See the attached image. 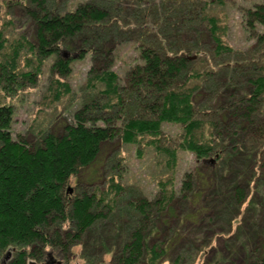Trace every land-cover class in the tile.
<instances>
[{"label":"trees","instance_id":"trees-1","mask_svg":"<svg viewBox=\"0 0 264 264\" xmlns=\"http://www.w3.org/2000/svg\"><path fill=\"white\" fill-rule=\"evenodd\" d=\"M141 1L87 0L65 13L48 0L4 4L21 8L33 31L11 38L7 28L0 30V264L6 253L12 258L6 264H70L77 248L85 264H96L98 254L110 255L111 264H192L213 239L197 245L196 238L187 241L183 227L200 222L209 207L214 220L222 218L226 205L239 218L234 224L228 216L221 230L226 246L236 249L230 258L243 254L264 264V32L256 33L264 25V5L246 11L255 42L237 50L226 41L228 25L210 13L223 0H192L188 16L181 0L159 7ZM2 7L0 1V13ZM178 8L180 16L173 14ZM149 14L153 18L144 20ZM132 40L141 62L121 82L112 63L118 45ZM87 55L93 63L86 93L100 91V98L76 111L61 133L44 130L35 144L14 138L11 101L35 85L46 61L56 58L52 71L59 77L43 98L59 101L71 93L61 79ZM114 109L113 117L94 113ZM164 123L181 127L166 144L160 138ZM117 142L139 147L137 156L143 144L154 146L171 170L177 151L188 150L203 163L214 158L221 174L206 179L201 172L187 173L178 193L170 176L160 181L154 200L108 171L102 185L103 146ZM86 170L95 171L84 182ZM73 179L77 194L66 189ZM184 206L202 207L184 214ZM223 257L218 252L205 263Z\"/></svg>","mask_w":264,"mask_h":264},{"label":"rangeland","instance_id":"rangeland-1","mask_svg":"<svg viewBox=\"0 0 264 264\" xmlns=\"http://www.w3.org/2000/svg\"><path fill=\"white\" fill-rule=\"evenodd\" d=\"M0 1L3 3L0 13V30L7 28V30H9L8 34L11 38L25 33L29 34L31 37L33 29L31 28L30 23H28V21L24 18L21 8H14V4H10L11 8L10 10H7L4 4L9 0ZM85 1L87 0H48V5L51 8L57 9V12L65 13L67 11H74L78 4ZM115 1L117 3L120 2V0ZM147 1L148 0H142L141 2L147 6ZM166 1L168 0H153L151 3H155L154 5L159 7L161 2L164 3ZM122 3L124 4V2ZM180 3L182 4L181 8L184 10V14L188 16L189 11L192 10L191 3L194 2L192 0H181ZM260 4L264 5V0H223L222 6H220L221 4L218 5L216 3V7L214 6L215 9L211 12L209 11L228 25V35L226 37V41L234 49L246 50L254 44L255 33L247 27L246 11ZM168 5H172V2ZM179 11L180 10L178 8V10H175L173 14L179 15ZM154 13L157 16V13ZM179 16L176 17L178 18ZM144 17H142L144 20H150L153 18L151 14L144 15ZM127 19L135 22L132 16H128ZM139 20L142 19L140 18ZM10 21L11 23L8 24ZM256 30V33L264 32V25H257ZM106 31L107 36L110 37L111 31L107 29ZM188 34H191V32L185 33L184 36H188ZM135 41H127L118 45L116 57L112 63V68L120 76L121 82L124 81L126 72L133 67V64L135 65L136 63L141 62L138 50L139 45L135 43ZM63 53L64 52H62V54ZM62 54L60 55L61 58H63ZM191 58L196 59V56H191ZM55 61L56 58L54 56L50 57L44 64L42 74L37 78L35 85L32 87H26L23 92L19 94L17 99L11 101L14 103V117L11 127L14 138L20 136L21 139L26 140L30 144H35L39 141L44 130L45 132L52 131L55 133H61L65 125L73 124V115L76 111L81 109L85 103H88L91 98H100L102 95L100 91L91 92V94L86 93L85 84L88 78L89 70L91 69L93 63L91 56L87 55L84 59L72 62L71 73L67 77H63L61 79L70 85V94L62 97L59 101H55L50 96L43 98L44 92L46 93L50 82L54 78L59 77L56 72L52 71L53 63ZM97 67H100V65ZM132 100L134 102L135 98L133 97ZM203 105H205V103H202L201 107ZM127 112L128 114L131 113L130 109ZM94 113L95 115L97 114L99 119L118 115L117 109H114L109 113L100 110L95 111ZM122 115L124 114L122 113ZM95 122L96 124H103L102 122H97V120ZM180 132V125L164 123L162 136L160 138L163 143L166 144L167 142H171V140H175ZM138 148L139 147L135 145L122 144L119 142L116 144L104 145L101 155L102 163H104L103 166L100 165V178L98 179V181H101L100 184L105 185V183L103 184V172L105 171L106 174L108 171L107 173L109 174V177L115 175V179H118L124 186L136 189L144 196L154 200L160 193L158 184L161 180L165 182L170 176H173V189L176 193H178L187 173L201 172L206 179L209 177L214 179V174H218V176L221 174V170H219L218 167L215 168L212 166L214 158L208 159L205 163H203V161L198 159L193 152L188 150H178L176 165L174 169L171 170L167 167L166 156L157 153V149L154 148V146H146L143 144L140 147V156H137ZM94 171L86 170L85 172H82V181H87L89 174ZM75 180L76 179L70 180L67 184L66 189L68 193L77 194V182ZM206 189L209 190L210 186L208 185ZM213 190H215V188H213L212 191ZM137 196L138 195H135V197ZM181 206L183 205L181 204ZM226 206L228 208L223 211L221 215L222 218H219L220 220L217 218L214 220L212 218L215 211L213 208L211 209L209 207L207 208L206 214L203 215L200 222L197 224H188L185 225L186 227L183 223L180 224V227L184 226L183 231L187 233V241L189 239L195 240L196 238L199 243L195 241L193 242L199 245L202 241L207 242V240L210 241L213 239V245L207 247L206 253L204 255H200L199 258L196 257L195 263L192 264H206V261L210 263L212 259L216 258L218 252H220L222 257L224 256L225 258L223 257L224 260H220L217 264H253L255 262L251 259L245 260L243 254L241 256L238 255V258H230L229 251L233 252L236 249L233 245L228 247L226 246L230 242L228 243L225 241L224 236L221 235V230L225 228V222L228 221L229 217H232L234 224L235 220L239 218L235 217L237 216V213L232 211L233 206H230V208L229 205ZM201 207L202 206L191 209L189 206H184L183 208L181 207V211H183L184 214L185 212L192 213ZM110 230L114 231V229ZM231 242L234 243V241ZM75 252V256L71 260L70 264H85V261L79 256L81 249L77 248ZM100 255L101 254L95 255L98 258V262L96 264H109L111 262L112 257L110 255L104 254L101 255L102 257H98ZM10 256L11 255L6 253V256L3 258L4 260H1L4 262L3 264H6V261L9 259L12 260ZM95 256H93L94 259L96 258ZM54 257H52L54 260H61V257L58 255H55ZM93 258H91L92 262H94Z\"/></svg>","mask_w":264,"mask_h":264},{"label":"water","instance_id":"water-1","mask_svg":"<svg viewBox=\"0 0 264 264\" xmlns=\"http://www.w3.org/2000/svg\"><path fill=\"white\" fill-rule=\"evenodd\" d=\"M192 59V58H191Z\"/></svg>","mask_w":264,"mask_h":264}]
</instances>
